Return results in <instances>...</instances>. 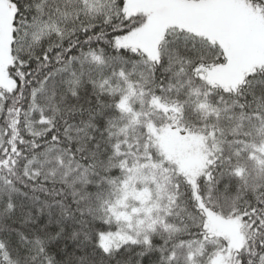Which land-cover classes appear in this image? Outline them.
Returning <instances> with one entry per match:
<instances>
[{
    "label": "snow or ice",
    "instance_id": "1",
    "mask_svg": "<svg viewBox=\"0 0 264 264\" xmlns=\"http://www.w3.org/2000/svg\"><path fill=\"white\" fill-rule=\"evenodd\" d=\"M0 264H264V0H0Z\"/></svg>",
    "mask_w": 264,
    "mask_h": 264
}]
</instances>
